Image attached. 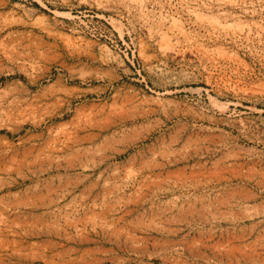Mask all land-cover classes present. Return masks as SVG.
Listing matches in <instances>:
<instances>
[{
    "label": "rangeland",
    "instance_id": "rangeland-1",
    "mask_svg": "<svg viewBox=\"0 0 264 264\" xmlns=\"http://www.w3.org/2000/svg\"><path fill=\"white\" fill-rule=\"evenodd\" d=\"M0 264H264V0H0Z\"/></svg>",
    "mask_w": 264,
    "mask_h": 264
}]
</instances>
